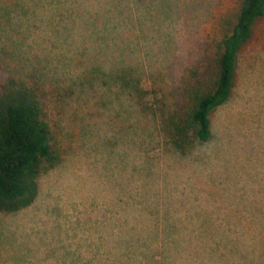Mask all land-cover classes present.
<instances>
[{"label": "trees", "instance_id": "trees-1", "mask_svg": "<svg viewBox=\"0 0 264 264\" xmlns=\"http://www.w3.org/2000/svg\"><path fill=\"white\" fill-rule=\"evenodd\" d=\"M194 1L0 0L1 213L30 206L41 174L81 156H125L120 143L134 136L147 156L124 166L126 173L121 167V182L108 170H86L105 185L97 187L101 202L89 198L83 205L100 209L105 223L123 211L131 224L104 259L88 239L87 264H264L263 178L250 184L256 192L247 205L230 202L227 216L213 207L205 208L206 217L191 218L183 213L196 209L161 208L159 186L174 175L177 186L169 194L183 196L185 206L203 204L205 193L189 182L191 170H210L231 157L225 150L231 135L226 127L213 129L209 117L231 96L238 54L264 16V0H234L215 14L209 9L208 25L175 68L176 26L184 25L183 10ZM263 70L259 65L252 72ZM89 71L108 80L86 90ZM260 91L254 111L238 121L253 138L264 137V81ZM114 98L120 109L112 116L120 122L111 141L90 128L107 123L94 109H110ZM78 110L90 116H78L82 132L73 124ZM93 119L100 124H89ZM214 180L221 192L233 186Z\"/></svg>", "mask_w": 264, "mask_h": 264}, {"label": "rangeland", "instance_id": "rangeland-1", "mask_svg": "<svg viewBox=\"0 0 264 264\" xmlns=\"http://www.w3.org/2000/svg\"><path fill=\"white\" fill-rule=\"evenodd\" d=\"M233 2L234 0H195L192 6H186L183 14H187V19H184L183 26L182 24L180 26V23L176 26V38L173 52H171L178 58L175 68L179 64H185L188 51L197 42L198 31L202 33L208 25L211 11L209 9L212 8V13L215 14ZM263 42L264 16L254 24L253 40L238 54L231 96L223 105L213 110L209 117L213 129L226 127L228 135H231V141L225 140L226 156L231 157L221 158V161L215 163L210 170L206 169L202 172L191 170L192 177L189 182L191 185H197L195 189L205 193L204 203L199 206H185L182 201L183 196L170 195L169 189L177 186L178 176L174 175L163 180L159 186L165 194L164 198H161L164 202L161 208L164 210H169L168 206L186 210L196 209V212L183 213L184 217L191 218L198 214L206 217L208 213L205 208L213 207L221 209L219 213L227 216L230 202L233 205H247L249 194L256 192L251 190L250 184L255 179H264V137L253 138L252 133H247L249 128H245L248 125L238 122L244 119L243 114L246 110L253 112L255 105L261 101L260 82L264 81L262 80L264 70L261 74L259 72L254 74L252 69L258 68L259 65L264 66V51L261 48ZM98 68L101 69L100 66ZM173 68L171 67L170 73L175 72ZM88 76L90 80L87 82L86 90L92 85L97 86L108 80L107 76H99L90 71ZM178 80L179 77L174 74L172 83L178 84ZM249 85L251 89L246 88ZM112 101L113 105L108 100L110 109H104V104H98L94 109L107 123L92 125L90 128L91 131L104 132L106 140L111 141L115 135L114 129L118 130L120 122L112 116L117 114L114 110L120 109L118 99L114 98ZM78 104L80 105V102ZM85 109L92 110L91 107H85ZM76 114L73 115L75 131H78L79 127L82 132L84 123L79 121L78 116L83 114L84 120L89 119L90 116L79 110ZM89 124L100 123L93 119ZM249 124H251L250 121ZM146 148L141 138L132 136L120 143L119 154L125 156L108 160L102 156H86V159L81 156L80 160L66 161L41 174L39 195L30 206L13 213L0 212V264H78L77 261L80 264L82 262L87 264L88 239L90 238H93L90 242L97 245L95 250H97V256L99 253L100 259H104L108 253H113L115 238L126 232L131 224L123 211H119L117 216H109L105 223L99 215L100 209L91 211L90 203L83 205V202L87 203L89 198L94 203L101 202V192L97 190V187L101 189V186L105 185L96 181L93 175L88 177L86 170L91 174L98 170H108L116 174V179L121 182L123 176L119 173L120 168L136 165L138 157L147 156ZM210 152L208 151L207 154ZM127 171L129 168L124 167L123 173ZM213 179L241 187L236 192H229L233 186L229 187L227 192H221L210 184L213 183ZM95 213L99 215L97 218L94 217Z\"/></svg>", "mask_w": 264, "mask_h": 264}]
</instances>
